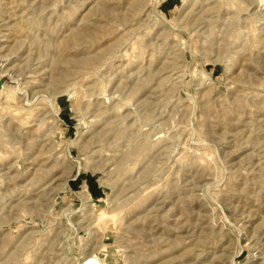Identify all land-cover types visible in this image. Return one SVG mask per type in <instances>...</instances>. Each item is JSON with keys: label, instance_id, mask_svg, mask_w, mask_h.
I'll list each match as a JSON object with an SVG mask.
<instances>
[{"label": "rangeland", "instance_id": "374dc122", "mask_svg": "<svg viewBox=\"0 0 264 264\" xmlns=\"http://www.w3.org/2000/svg\"><path fill=\"white\" fill-rule=\"evenodd\" d=\"M1 78L0 264H264V0H0Z\"/></svg>", "mask_w": 264, "mask_h": 264}, {"label": "bare ground", "instance_id": "6f19581e", "mask_svg": "<svg viewBox=\"0 0 264 264\" xmlns=\"http://www.w3.org/2000/svg\"><path fill=\"white\" fill-rule=\"evenodd\" d=\"M90 136H91V137H90ZM90 136H89V138H87L86 141H85V145H86V146H89V145L91 146L92 143H93V138L96 137V135H90ZM92 136H94V137H92ZM96 139H97V138H96ZM94 140H95V138H94ZM94 143H95V141H94ZM95 145H96V143H95ZM97 146H98V145H97ZM91 148H92V147H91ZM64 183H65V181H64ZM83 190H84V195H85V197L88 198V194H87L86 189L84 188Z\"/></svg>", "mask_w": 264, "mask_h": 264}, {"label": "water", "instance_id": "95a60500", "mask_svg": "<svg viewBox=\"0 0 264 264\" xmlns=\"http://www.w3.org/2000/svg\"><path fill=\"white\" fill-rule=\"evenodd\" d=\"M1 81H2V78L0 79V83H1Z\"/></svg>", "mask_w": 264, "mask_h": 264}]
</instances>
